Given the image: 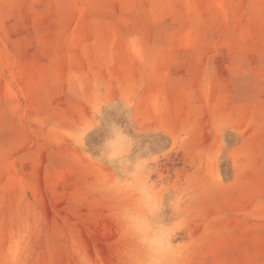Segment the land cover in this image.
Segmentation results:
<instances>
[{"label": "rangeland", "instance_id": "obj_1", "mask_svg": "<svg viewBox=\"0 0 264 264\" xmlns=\"http://www.w3.org/2000/svg\"><path fill=\"white\" fill-rule=\"evenodd\" d=\"M0 264H264V0H0Z\"/></svg>", "mask_w": 264, "mask_h": 264}]
</instances>
